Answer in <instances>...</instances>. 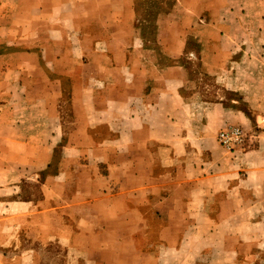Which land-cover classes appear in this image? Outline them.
Returning <instances> with one entry per match:
<instances>
[{"label":"crops","instance_id":"crops-1","mask_svg":"<svg viewBox=\"0 0 264 264\" xmlns=\"http://www.w3.org/2000/svg\"><path fill=\"white\" fill-rule=\"evenodd\" d=\"M175 1L0 0V264H264V0Z\"/></svg>","mask_w":264,"mask_h":264},{"label":"rangeland","instance_id":"rangeland-1","mask_svg":"<svg viewBox=\"0 0 264 264\" xmlns=\"http://www.w3.org/2000/svg\"><path fill=\"white\" fill-rule=\"evenodd\" d=\"M149 0H146V2H142L141 5L143 4H149L148 2ZM154 4V6H157L155 4L159 3V5L161 6L160 8V11H155L152 9V11L150 12L151 14V17H153V19H151V21H156L159 19V15L162 14V13H168L175 5V0H151ZM147 8L144 6L143 8V13H139V15L141 16V23H143V20L147 17ZM150 17V18H151ZM155 22V24H156ZM253 79H256V78H253ZM252 84H253V81H252ZM210 87V92L209 94H214L216 97L217 96H221V97H224L225 100H227V105H231V100H241L240 96H238L239 94L238 93H234V92H229V91H225V88L226 87H223L221 85H219L218 83L216 82H210L209 83ZM254 89V87H253ZM234 106H237L239 109H241V111H245L249 118L253 121L254 123V126L253 129H246L248 131H256V133L259 135V133L261 131L264 130V123H263V119H264V112L262 113L263 116L257 118L255 117V113H254V110H249L247 107L244 106L243 103H239V105H234ZM258 122V123H257ZM261 126V127H260ZM218 142V140H217ZM258 142V140H257ZM219 143V142H218ZM220 145V144H219ZM257 143L255 144V146H253L251 149H247L246 151H249V150H252V149H255ZM223 148V147H222ZM224 149V148H223ZM225 150V149H224ZM226 151V150H225ZM237 152H241L240 150H236ZM246 151H242V152H246ZM237 152H229V153H237ZM158 222H155V226L156 228L158 227V224H156ZM154 239V238H153ZM110 241V240H109ZM143 244L144 243V240L142 241ZM53 253V252H52ZM87 257V256H86ZM45 261L47 262V264H86V260L83 256L79 255V254H67V252H64L63 249H58V250H55L54 251V255H49V257L47 259H45Z\"/></svg>","mask_w":264,"mask_h":264},{"label":"built area","instance_id":"built-area-1","mask_svg":"<svg viewBox=\"0 0 264 264\" xmlns=\"http://www.w3.org/2000/svg\"><path fill=\"white\" fill-rule=\"evenodd\" d=\"M258 139L259 135L256 131H248L236 125H227L220 129L217 134V140L220 146L227 152H236V150L246 151L247 149H251L255 146Z\"/></svg>","mask_w":264,"mask_h":264},{"label":"trees","instance_id":"trees-1","mask_svg":"<svg viewBox=\"0 0 264 264\" xmlns=\"http://www.w3.org/2000/svg\"><path fill=\"white\" fill-rule=\"evenodd\" d=\"M155 1H156V0H155ZM148 2H149V9H150V10L147 8V12H146V13H147V17H148V18H147V19H146V18L144 19V22H143V29H142L143 31L146 30L147 27H149V25H146V23H147L148 21H151V19H153V17H151V14H150V12L152 11V9L155 10L156 12H157V11H160V9H161V8H160L161 6L159 5V3L155 4V5H157V6H154V4L151 3V2H152L151 0H149ZM149 16H150L151 18H150ZM155 22H156V21H155ZM155 22L152 21L153 26H156ZM243 112H245V111H243ZM245 113H246V112H245ZM246 115L248 116L247 113H246ZM248 117H249V116H248Z\"/></svg>","mask_w":264,"mask_h":264}]
</instances>
